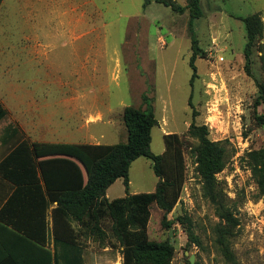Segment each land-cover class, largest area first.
Masks as SVG:
<instances>
[{
    "label": "rangeland",
    "instance_id": "obj_1",
    "mask_svg": "<svg viewBox=\"0 0 264 264\" xmlns=\"http://www.w3.org/2000/svg\"><path fill=\"white\" fill-rule=\"evenodd\" d=\"M175 1L186 4L185 0ZM143 3L144 0H59L55 7L47 0L46 9L42 6L44 30L26 36L15 30L5 42L58 47L50 51L45 66L18 61L16 70L25 73L24 81L0 78V93L31 88L36 94H52L47 101L51 103L55 97L72 91L104 96L107 100L81 99L78 130H65L78 144L126 142L124 109L132 106L147 110L152 106L158 125L152 131L151 152L163 154L164 135H176L185 161L181 197L167 216L172 227L162 226L164 213L154 204L147 229L151 241L169 237L173 240L172 264H188L191 255H195L196 264H229L215 247L214 229L220 219L203 195L193 157L198 142L188 134L192 123L206 126L209 139L223 142L227 150L226 168L217 178L239 224L232 239L237 264H264V198L248 165V154L264 147V130L254 121L257 88L245 72L246 32L242 21L260 13L264 22V0L202 1L205 15L193 22L203 52L195 62L197 78L193 87L188 12L178 15L161 4L144 8ZM258 69L255 65L257 76ZM258 112L264 113V105ZM89 114H101L104 121L90 125L91 120H86ZM108 120L113 125L103 124ZM54 125L60 126V122ZM158 180L152 160L141 157L131 166L129 193L154 192ZM109 194L110 200L125 197L123 181H117ZM181 218L191 220L199 246L189 243ZM111 226L110 219H104L103 240L89 235L81 238L84 264H123Z\"/></svg>",
    "mask_w": 264,
    "mask_h": 264
},
{
    "label": "trees",
    "instance_id": "obj_2",
    "mask_svg": "<svg viewBox=\"0 0 264 264\" xmlns=\"http://www.w3.org/2000/svg\"><path fill=\"white\" fill-rule=\"evenodd\" d=\"M202 1L185 0L184 6L175 0H144L143 3L144 8L152 3L161 4L178 15L188 12L192 50L189 64L193 70L191 87L197 78L195 62L203 55L193 26L195 20L205 15ZM2 2L0 0V6ZM242 21L246 32L245 72L257 88L254 121L264 130V113L258 112V108L264 105V22L260 13ZM255 65L259 68V76L255 73ZM189 106L192 108V95ZM122 123L127 133L124 143L23 142L0 163V176L18 187L15 197L8 203L24 194L30 201L31 229L23 230L12 225L15 231L31 239L34 248L33 254H2L0 264H84L85 248L81 238L89 235L103 240L102 222L107 218L112 222L111 233L121 248L123 264H172L175 255L173 240L169 237L161 242L151 241L147 229L154 204L164 213L162 226L172 227L167 216L179 202L186 178L181 142L176 135H164V153L154 155L151 152L152 131L158 125L152 106L147 110L126 107ZM188 134L198 142L193 157L203 183V195L220 219L214 229L215 247L226 262L237 264L232 239L239 224L226 203L227 196L217 178L226 168V147L223 142L209 139L206 126L192 123ZM141 157L152 160L153 171L159 180L154 192L130 194V169ZM248 165L264 198V147L248 154ZM118 180L123 181L126 196L109 201L107 190ZM53 204L56 207L49 212ZM181 219L189 243L199 246L191 220Z\"/></svg>",
    "mask_w": 264,
    "mask_h": 264
},
{
    "label": "crops",
    "instance_id": "obj_3",
    "mask_svg": "<svg viewBox=\"0 0 264 264\" xmlns=\"http://www.w3.org/2000/svg\"><path fill=\"white\" fill-rule=\"evenodd\" d=\"M46 1L3 0L0 6V78L3 81H24L25 73L21 74L16 70L20 66L18 61L24 62V64L35 63L40 67L45 66L50 51L58 47V45L40 43L15 46L5 42L6 37L8 39V36L13 35L15 30L24 36L41 33L44 30L42 23L45 14L42 6L44 5V9H46ZM48 1L54 3L56 7L59 0ZM2 39L4 42L1 41ZM13 59L16 61L13 62ZM48 93L36 94L31 88L0 93V163L23 142L78 144L73 143V134H67L65 130L69 132L78 130L81 121V105H83L81 99H105L104 96L96 93L87 95L85 92L72 91L62 93L55 97L51 103L47 101L53 96ZM106 102L104 101V104L109 105ZM86 120H91L90 125L95 126L103 122L104 117L101 114H89ZM57 121L60 122V126L54 125ZM103 124L113 125V121L108 120ZM110 188L107 190L106 197L112 201L109 197ZM17 190V186L0 176V260L3 258L2 254H33L34 248L31 239H27L25 235L13 229V225H18L23 230H30L32 227V207L29 199L25 197L26 195L14 198L12 203H8ZM54 207L56 204L51 206L49 212ZM48 220L51 225V214ZM50 246L52 247V245Z\"/></svg>",
    "mask_w": 264,
    "mask_h": 264
},
{
    "label": "water",
    "instance_id": "obj_4",
    "mask_svg": "<svg viewBox=\"0 0 264 264\" xmlns=\"http://www.w3.org/2000/svg\"><path fill=\"white\" fill-rule=\"evenodd\" d=\"M170 235H172V232H170ZM186 254L188 255V252H186ZM189 262L190 264H196V258H195V255H191L189 257Z\"/></svg>",
    "mask_w": 264,
    "mask_h": 264
}]
</instances>
